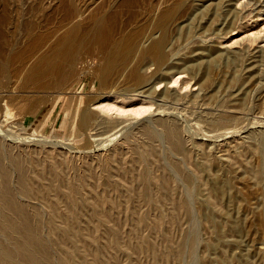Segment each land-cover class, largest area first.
Listing matches in <instances>:
<instances>
[{
    "label": "rangeland",
    "instance_id": "1",
    "mask_svg": "<svg viewBox=\"0 0 264 264\" xmlns=\"http://www.w3.org/2000/svg\"><path fill=\"white\" fill-rule=\"evenodd\" d=\"M211 1L0 0V14L9 16L4 27L8 39L0 43V162L12 172L3 188L23 205L37 207L39 214H28L32 222L43 221L40 231L49 238L57 264H264V225L259 229L251 217L255 198L246 208V231L230 237L239 246L223 247L215 221L201 216L215 209L205 189L179 184L175 178L181 173L160 164L169 159L159 150L162 141L143 128H159L157 117L178 114L184 132L198 143L215 144L212 156L223 164L230 158L226 149L235 148L246 130L264 132V0H231L225 8L241 14L251 10L240 28L225 34L232 38H216L221 25L215 24L211 35H194L192 51L183 55L181 48L166 58L165 65H176L183 57L192 59L189 63L205 62L220 52H241L237 68L244 81L238 89L244 94L215 90L224 89L221 81L230 73L222 61L203 88L198 73L188 86L182 80L189 75L174 81V71L153 82L162 72L150 74L156 63L142 67L140 78L133 72L136 62L147 58L142 48L161 33L157 21L165 8L192 2L201 9ZM29 19L35 25L28 34L23 24ZM106 25L103 39L99 28ZM210 49L214 53L208 58ZM167 92L183 94L187 102L169 100ZM213 93L209 101L205 96ZM231 98L232 106L216 104ZM217 112L237 116L233 137L231 132L217 136L199 120ZM251 158L255 163L256 156ZM17 162L23 163L27 183L38 189L34 198H26L15 182ZM226 176L238 191L254 188L248 170L238 164ZM185 192L191 195L195 218L182 217L177 200ZM52 225L57 236L48 231ZM243 244L249 251L241 250Z\"/></svg>",
    "mask_w": 264,
    "mask_h": 264
},
{
    "label": "bare ground",
    "instance_id": "2",
    "mask_svg": "<svg viewBox=\"0 0 264 264\" xmlns=\"http://www.w3.org/2000/svg\"><path fill=\"white\" fill-rule=\"evenodd\" d=\"M230 2L231 0H212L209 4L205 5L201 9H199L197 6H194L192 2L185 4L180 9H174L171 7H169L170 9L165 8L157 21V25L160 28L161 33L142 48L143 53L147 56V58L142 57L136 62L137 65L133 69L135 76L140 78L142 73L140 69L142 67H145L150 63H156L157 69L152 71L150 74H155L157 70H161L162 72L153 78V82L164 80L167 77V73L174 71L173 74L178 75L175 77L174 81H177L181 74L183 76L185 73H187L184 75V77L189 75V78H186L188 77L186 76L185 79L183 78L182 80V84L184 83L188 86L191 82V78L198 73L200 77L196 78L198 79L199 84H203H201V88H203L209 85L212 81L214 65L218 61H222L223 66L230 69V73H228V75L221 81V85L224 89L215 90L217 92H223V95L226 94L228 96L233 90L240 88V85H242L244 81V78L241 75V70L237 68L242 66L241 64L243 61V54L241 52L237 53L227 51V53L220 52L213 55L214 50L210 49L209 51H205L207 54L206 56L208 58L212 55L213 56L209 58V60H205V62L196 61V59H194L195 62L189 63V61L192 59L189 60L186 57H183L182 63L180 61V63L176 65H173L172 63L170 65H165L166 58L170 53H175L181 48V50L184 49L183 55L192 51V46H189V43L192 41V39H194L193 37L196 33H199L203 36H209L214 33V30L217 28V26L221 25V27L218 29L220 32L217 33L216 38L218 37L219 39H225L223 42L232 38V36H229L228 39L225 38L227 37L225 34L237 26L240 28V26L243 25L241 20L244 17H251L249 14L251 10H248V12L246 11L247 14H244L243 12V14H241L239 10H235L232 7L225 8L228 6V4H230ZM2 9L5 10L6 6H3ZM240 11H242V9H240ZM8 20V15L0 14V43H3L8 39L4 29L5 23H8ZM202 20L204 22H202ZM184 22L186 23L184 24ZM215 24L218 25L216 26ZM34 25L35 23L30 19L26 20L23 24V29L28 34L32 33V30H34ZM100 32L102 33V38L105 39L108 36L107 25L103 28L101 26L99 28V33ZM33 39H35L33 41H37L36 37H33ZM172 39H174V42H172L170 46L166 48ZM180 54H182V52ZM238 90L241 91L240 94H244L246 92V90L243 89ZM242 91H244V93H242ZM178 94L173 95L171 93L168 95L167 92V98L174 101L186 99V97L184 98V96H182L183 94ZM215 95L216 93H213L211 95H206L205 97L210 101L213 97H215ZM205 97H203V99ZM225 98L227 97L225 96ZM207 99L206 101H208ZM244 99L245 97L243 96L242 100ZM184 101L187 102V100ZM201 101L203 100L201 99ZM206 101H204V103ZM241 103H243V101H241ZM241 103L239 102V104ZM216 104L219 106L228 107L234 105L235 101L231 98L230 100L217 101ZM132 112L139 113V110L132 109ZM229 113L226 114L225 112V114H222L220 112L218 114L217 112V116H212V114L211 117L205 118H203L201 115L202 119L199 120L205 123V125H208L210 131H212L213 134L222 137L225 134H228V132H238L235 129V126L239 124V121L237 122L238 118L236 115ZM177 116L167 115L165 117H157L155 120L159 124V128H155L154 126H151L150 128H143L147 132H151L152 136L154 135L158 140L160 139L162 141L161 143H163V146L159 145V150H161V152L164 154L168 153L169 159H163L160 164L164 167L170 168L174 174H176L175 171H179V173H181V177L177 176L180 177V179H177V177L175 178L179 184H184V187H192L197 183L200 188L205 189V192H207L208 196L210 197L208 199H210L215 205V209L213 212L209 211L207 214H203L201 212V216H204V218L209 217L215 221L213 226L215 227L216 234L218 235L217 237H220L219 239L222 246L227 249H232L235 246H239V241L230 237L242 236L241 234L246 231L244 222L246 218H249L250 212L246 211V208L248 204H250V199L255 198L256 200L255 209H251V217H254L259 229H262L264 225V195H262L260 198L257 197L258 195L262 194V191L264 190L263 189L261 191V188H264L263 129H259V131L252 129H248L246 132L244 131L245 135L242 136L244 137L243 140L239 144L237 143L238 145L235 148L232 147L233 149H226L230 158L226 164H223L215 162L212 156L213 147L215 144L213 147H211L209 144H203L202 142L198 143L194 141L192 136L187 135V133L184 132L186 130ZM143 125H145V123H143L142 126ZM206 134L205 135L208 136V132ZM233 135L234 134L232 133V137ZM187 141H190L191 145H187ZM196 144L199 146L198 149L193 147ZM222 145L223 144L220 143L215 147ZM251 154L256 156L255 163L252 161ZM197 155H200L201 158H198L196 161L194 159L193 161V157ZM235 164H238L240 167L248 170L249 177L253 183L252 186L254 185V188L246 193L238 191L239 189L234 186L232 179L226 176L229 168ZM22 165V162H17L18 174L17 178L15 177V182L18 183L19 188L25 197L27 196L29 198H34L38 194V189L31 187V185L27 183L28 180L25 179V176L23 175ZM191 168H193L195 173L191 172L193 170L190 171ZM0 172V178L2 177V180L0 181V200H2L3 203V207L0 208V264H57L56 260L50 255L51 252L49 249L51 246L49 240H47L49 238H46V236L44 237L43 235L45 232L43 233L42 231L41 233L40 231V226L43 221L41 219H37L42 222H32L30 217L31 215L28 214V210L39 214L37 212V207L35 208L32 205L28 206V203H26L27 206L26 204L23 205L20 203L22 201H16L18 199L15 198L17 195L15 196L12 192L6 191L5 188H3V185L7 183L9 177L12 175L10 167L0 162ZM189 195L190 194L187 192H185V194L182 193L178 196L177 200L183 209V212L181 213L182 217H186V219H190L196 215L194 212L195 208H193L194 204L192 203L193 201L190 197L191 195ZM164 200L166 202L168 199L165 198ZM198 215L201 217L200 214ZM35 220L36 219H34V221ZM219 220L222 221H220L223 224H221L222 228L218 225L219 223L216 222H219ZM52 227H50L48 231L51 234L54 233L57 236L56 233L58 232L54 230L57 227L53 225ZM177 246L178 249L182 250V242H179ZM241 250L249 251V249H247L244 244ZM65 255L66 254L63 256L64 259Z\"/></svg>",
    "mask_w": 264,
    "mask_h": 264
}]
</instances>
